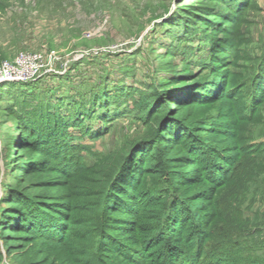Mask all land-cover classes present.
<instances>
[{
	"label": "rangeland",
	"instance_id": "obj_1",
	"mask_svg": "<svg viewBox=\"0 0 264 264\" xmlns=\"http://www.w3.org/2000/svg\"><path fill=\"white\" fill-rule=\"evenodd\" d=\"M226 1L231 7L239 8L240 15L236 21L229 22L225 33L219 36L228 52L225 53L226 65L222 69L221 65L217 66L215 74L201 64L204 58L211 56L212 41L208 45L203 35L195 34L188 43L180 39L185 33V26L180 23L185 17L184 4H201L209 2L207 0H0V48L3 49L0 65L12 62L24 51L41 53L48 62L47 67L27 80L0 82V224L23 223L22 203L25 205L30 200L24 188L49 176L29 174L28 158L33 152L23 150L24 139L21 138L23 127L42 128L48 119V115L46 119L41 116L42 110L48 113L43 106L49 107L51 113L60 107L63 116L79 112L73 100L90 107L78 115L87 117L85 128L94 133L85 136L76 128L70 130L77 137L75 143L82 142L89 147L81 152L86 165L97 167L151 131V116L147 117L144 107L152 99L162 95L159 97L171 103V99L183 92L176 85H162L163 80L176 79L181 73L194 74L206 85L218 81L214 85L217 90H225V95L218 100L194 106L187 113L190 121L199 127L196 129H200L195 140L213 143L221 149L219 157L224 159L220 162L223 169L218 171L225 169V174L232 173L233 163L241 160V155L253 157L256 151L253 148L261 149L259 145L264 143V102L254 103L251 95L246 94L258 83H264V64L257 69L256 82L250 79L264 54V0ZM166 51L174 55L167 56ZM167 59H171L172 65H167ZM170 67L173 68L170 70ZM175 103L170 109H176ZM250 105H258V110L251 112L252 122L248 120L251 109L244 111ZM101 127L105 129L101 131ZM171 169L179 171L184 167L178 164ZM175 177L180 180L177 184L168 180V176L147 175L142 189L169 193L178 186V192L173 195L186 201L191 211L201 213L192 215L196 220L201 219L205 200L192 202L191 199L199 191L211 197L207 189L213 185L209 181L191 184L188 178ZM235 188L231 186L230 190ZM13 198L20 201L19 206L13 207ZM245 213L252 221H264V193L256 197ZM42 222L51 224L53 220L44 214ZM193 223L191 218L188 225ZM181 225H184L182 220L173 228V233ZM183 230L189 238L193 234L188 226ZM255 231L258 232L253 238L259 241L256 244L259 250L252 253L264 255V226L254 227L253 233ZM28 235L19 240L17 254L9 253L8 241L0 236V264H40L44 255L42 247L54 242L35 230ZM13 237L8 240L12 241ZM159 240L149 242V259L156 256L153 243ZM160 241L157 248L166 243L164 239ZM208 244L214 242L205 240V248L211 247ZM85 259L88 263L89 258ZM233 260L232 256L228 262Z\"/></svg>",
	"mask_w": 264,
	"mask_h": 264
},
{
	"label": "trees",
	"instance_id": "obj_2",
	"mask_svg": "<svg viewBox=\"0 0 264 264\" xmlns=\"http://www.w3.org/2000/svg\"><path fill=\"white\" fill-rule=\"evenodd\" d=\"M207 1L184 4L185 17L180 23L185 26V33L180 39L188 43L195 34L203 35L208 45L212 41L211 56L204 58L201 64L217 74L216 67L221 65L222 69L226 65L225 53L228 52L219 36L225 33L229 22L236 21L240 9L231 7L226 0ZM219 1L224 4L218 5ZM2 50L0 48V52ZM166 52L167 56L174 55ZM166 63L172 65L171 59ZM263 64L264 54L254 67L252 81ZM201 81L199 76L189 73L163 80L162 85H176L184 95L180 93L182 95L171 99V103L159 97L162 95L152 99L144 107L147 117H152L149 118V124L153 123L151 131L129 143L121 153L104 160L102 165L91 168L81 154L89 147L82 142L75 143L77 137L70 130L76 128L85 136L94 133L85 128L87 117L78 115L90 107L73 100L79 112L63 116L60 107L51 113L49 107L43 106L48 113L42 110L41 116L48 115V119L45 118L42 128L23 127L21 138L24 139L23 150L33 152L28 158L29 174L49 176L24 188L30 200L25 205L22 203L23 223L0 224V236L8 241L9 253L17 254L19 240L35 230L54 242L42 247L44 255L40 264H264V255L252 253L259 250L256 248L259 241L253 238L258 231L253 233V228L264 226V221H252L245 213L256 197L264 193V143L259 145L261 149L252 147L256 150L253 157L241 155V160L233 163L232 173L225 174V169L220 173L218 169H223L220 163L223 158L219 157L221 149L213 143L195 140L200 129H196L199 127L190 121L187 113L194 106L218 100L225 95V90H217L214 85L218 81L211 85ZM246 96L254 103L264 102V83H258ZM81 97L85 99V95ZM93 99L97 103L95 94ZM86 100L87 103L89 100ZM174 102L177 107L172 110ZM247 108L251 109V116L258 105L245 107L244 111ZM248 120L252 122L254 118L251 116ZM100 129L103 131L105 127ZM150 145L152 149L148 152ZM35 153L39 156L35 157ZM178 164L184 169H171ZM147 175L168 176L173 184L180 182L175 177L178 175L190 179L191 184L211 182L213 186L207 189L211 197L199 191L191 199L192 202L205 200L201 206L202 218H193L201 213L191 211L186 201L173 195L178 192V186L169 193L144 191ZM231 186L236 188L231 191ZM14 200L13 207L19 206L20 201ZM44 214L52 218V226L42 222ZM191 218L194 223L188 225ZM181 220L184 225L173 233ZM187 226L193 232L190 238L183 230ZM8 236H14L13 240H8ZM158 238L166 243L160 248H157L160 240L153 243L156 256L149 259V242ZM205 240H212L215 245L208 244L211 247L205 248ZM232 256L233 262H228Z\"/></svg>",
	"mask_w": 264,
	"mask_h": 264
},
{
	"label": "built area",
	"instance_id": "obj_3",
	"mask_svg": "<svg viewBox=\"0 0 264 264\" xmlns=\"http://www.w3.org/2000/svg\"><path fill=\"white\" fill-rule=\"evenodd\" d=\"M47 58L38 52L24 51L0 65V82L27 80L47 67Z\"/></svg>",
	"mask_w": 264,
	"mask_h": 264
}]
</instances>
